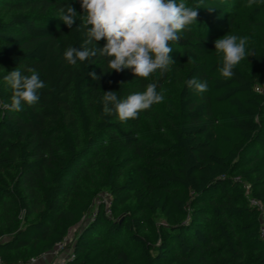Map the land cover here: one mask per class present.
Returning a JSON list of instances; mask_svg holds the SVG:
<instances>
[{
    "label": "trees",
    "instance_id": "obj_1",
    "mask_svg": "<svg viewBox=\"0 0 264 264\" xmlns=\"http://www.w3.org/2000/svg\"><path fill=\"white\" fill-rule=\"evenodd\" d=\"M232 1L185 0L199 4V15L178 43L169 42L175 64L142 78L128 69L111 71L99 54L67 63L65 49L81 46L86 36L76 28L79 17L69 29L59 9L71 4L82 15L79 0H0V101H11L3 78L15 68L25 75L36 69L47 85L35 105L0 108L5 264L51 251L72 229L67 246L75 257L67 264H264V214L250 203L253 197L264 205V190L247 192L253 170L236 175L249 160H264V49L249 48L248 62L239 63L233 78L220 76L214 41ZM192 77L206 81L207 91L189 89ZM149 83L165 101L167 91H175L174 156L161 170H145L156 183L142 193L125 169L105 166L112 141L142 149L146 110L120 122L103 114L102 97L111 90L123 99ZM96 187L109 192L111 216L104 203L93 211ZM159 217L166 225L157 224Z\"/></svg>",
    "mask_w": 264,
    "mask_h": 264
},
{
    "label": "clouds",
    "instance_id": "obj_2",
    "mask_svg": "<svg viewBox=\"0 0 264 264\" xmlns=\"http://www.w3.org/2000/svg\"><path fill=\"white\" fill-rule=\"evenodd\" d=\"M83 14L67 4L59 9V20L69 29L79 17L78 31L86 39L79 47L69 46L63 52L68 64L76 66L97 56L108 59V68L117 73L131 70L135 77L148 78L159 70L163 75L175 64L169 42H179L181 33L189 30L198 20L199 4L190 6L185 0H79ZM255 0H249L251 6ZM212 11V9H209ZM104 40L102 47L97 43ZM215 53L220 61L219 74L224 79L235 75V68L252 53L248 37L225 34L214 41ZM29 75L18 68L8 72L4 81L12 89L10 103L0 101V108L20 111L25 104L32 106L40 99V90L47 87L38 71L27 68ZM92 79H99L90 72ZM187 87L198 93L207 91L206 81L196 77L187 80ZM102 111L105 116L115 115L120 122L138 118L140 112L149 110L165 99L157 84L149 83L142 92L119 98L117 92H103Z\"/></svg>",
    "mask_w": 264,
    "mask_h": 264
},
{
    "label": "rangeland",
    "instance_id": "obj_3",
    "mask_svg": "<svg viewBox=\"0 0 264 264\" xmlns=\"http://www.w3.org/2000/svg\"><path fill=\"white\" fill-rule=\"evenodd\" d=\"M263 4L264 0H255L251 6H249V0H233L231 11L225 15L222 29L219 32L221 38L227 33L241 37L246 36L248 37V49L262 51L264 49V10L262 9L259 14H256V10L263 8ZM248 60L249 56L243 61L247 63ZM167 94L169 97L167 101L163 100V102L153 105L140 119V135L144 141L141 150L128 151L116 141H112L111 147L107 149L106 169L107 164H112L115 172L125 169L126 177L131 185L142 193L150 192V188L156 183L155 179L146 175L145 170H161L169 165V158L174 156L172 148L176 121L174 89L170 88ZM153 137L155 140L149 143ZM165 145L171 148L166 149ZM250 169L254 172L249 175L246 187L247 192L253 195L259 190H264V160H249L247 164L238 167L236 175L239 176V172H246ZM259 175L262 176L261 179L256 181L253 186L251 182L258 180ZM88 188L89 184L86 186V189ZM95 191L93 211L99 204L104 203L108 215L111 216L108 211L111 202L109 192L103 187H96ZM259 208L264 214L262 203ZM156 222L158 225H166L161 217L157 218ZM74 231L73 229L70 231V238ZM51 258L52 256L47 259L52 262Z\"/></svg>",
    "mask_w": 264,
    "mask_h": 264
},
{
    "label": "built area",
    "instance_id": "obj_4",
    "mask_svg": "<svg viewBox=\"0 0 264 264\" xmlns=\"http://www.w3.org/2000/svg\"><path fill=\"white\" fill-rule=\"evenodd\" d=\"M250 203L252 206H256L258 208L261 205V202L255 198H250ZM109 214H111L110 211H109ZM262 231H263L262 236L264 238V228L262 229ZM70 241H71V238L68 237L63 242L56 244V246L51 251L45 252L38 257H31L28 260V262L24 264H39L40 260H43V259L47 260V258L51 256H52L51 258L52 262H50V264H67L68 260L75 257L72 249L67 246L70 243ZM0 264H5L1 255H0Z\"/></svg>",
    "mask_w": 264,
    "mask_h": 264
},
{
    "label": "crops",
    "instance_id": "obj_5",
    "mask_svg": "<svg viewBox=\"0 0 264 264\" xmlns=\"http://www.w3.org/2000/svg\"><path fill=\"white\" fill-rule=\"evenodd\" d=\"M50 260L49 259H47V260H40V262H39V264H50Z\"/></svg>",
    "mask_w": 264,
    "mask_h": 264
}]
</instances>
